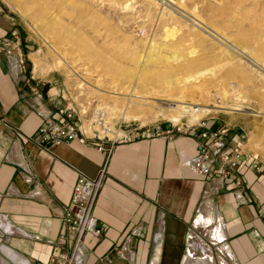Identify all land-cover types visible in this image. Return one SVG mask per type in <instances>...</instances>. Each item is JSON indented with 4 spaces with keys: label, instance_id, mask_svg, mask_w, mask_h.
<instances>
[{
    "label": "crops",
    "instance_id": "1",
    "mask_svg": "<svg viewBox=\"0 0 264 264\" xmlns=\"http://www.w3.org/2000/svg\"><path fill=\"white\" fill-rule=\"evenodd\" d=\"M15 24L0 7V42ZM33 72L12 67L0 52V264H47L69 254L66 209L75 181L100 171L90 229L71 264H182L185 252L187 264L185 230L203 216L221 224L229 264H264V181L253 169L224 179L192 173L187 161L199 138L181 132L116 143L40 142L39 126L68 99L55 80Z\"/></svg>",
    "mask_w": 264,
    "mask_h": 264
},
{
    "label": "rangeland",
    "instance_id": "2",
    "mask_svg": "<svg viewBox=\"0 0 264 264\" xmlns=\"http://www.w3.org/2000/svg\"><path fill=\"white\" fill-rule=\"evenodd\" d=\"M0 7L16 22L10 30L27 69L66 91L78 123L102 109L112 123L166 127L162 114L178 111L136 95L200 106L217 102L218 92L240 109L210 111L209 119L243 136L247 152L264 162V0H0ZM190 225L185 247L187 233L210 240ZM215 244L213 257L228 264ZM187 264L211 263L189 257Z\"/></svg>",
    "mask_w": 264,
    "mask_h": 264
},
{
    "label": "built area",
    "instance_id": "3",
    "mask_svg": "<svg viewBox=\"0 0 264 264\" xmlns=\"http://www.w3.org/2000/svg\"><path fill=\"white\" fill-rule=\"evenodd\" d=\"M0 52L8 58L12 67L17 65L29 68L27 57L21 53L19 35L10 30L0 42ZM15 56V57H14ZM33 70V68H32ZM162 104L172 111H182V115L176 121L165 119L169 123L166 127L159 124H138L133 126L118 121L112 123L108 113L102 109H96L89 123L85 125L80 121L71 103L57 109L54 118H45L38 129V141L49 143L78 142L84 143L87 137L97 140H106L113 143L128 141L130 136L135 138H172L174 132L192 134L198 136L199 140L194 146L195 154L187 161L189 170L198 175L207 176L214 174L224 179L232 170L242 167L253 169L264 181V162L258 158L257 153H249L244 147V138L230 131V127L221 122L211 121L208 112H202L198 104H188L165 100ZM102 145L97 146L102 151ZM103 171L96 177H90L82 173L77 176L71 199L66 209L69 222L68 233L73 236V247L69 254H63L60 258H51L47 264H71L80 260L82 237L90 229L92 209L97 200V194L102 185ZM241 183L240 179L235 185ZM218 219V218H217ZM99 234L98 230L94 231ZM65 233L58 236L61 243ZM188 241V233L187 239ZM217 246H214L215 249ZM186 249V247H185ZM218 250V249H216Z\"/></svg>",
    "mask_w": 264,
    "mask_h": 264
},
{
    "label": "bare ground",
    "instance_id": "4",
    "mask_svg": "<svg viewBox=\"0 0 264 264\" xmlns=\"http://www.w3.org/2000/svg\"><path fill=\"white\" fill-rule=\"evenodd\" d=\"M207 91L203 92L204 96L207 94ZM209 95L210 94H208V96ZM133 96L134 97L137 96V97H139V98H141L142 100H145V101H149L151 99H154V100H157V101H165L166 100V99L165 100L164 99H160V98H163V97H158V95L142 96V97L140 95L139 96L138 95H136V96L133 95ZM215 99H216L217 102H211L210 101L208 103L205 102L203 104H200L199 107L201 108V111L202 112H208V111H222V110H236V109H240L239 106H237V105L235 107H231V106H227L223 102H221L219 100L220 98H219L218 92L215 94ZM180 102H185V103L190 104V101L180 100L178 103H180ZM134 103H136V102H134ZM115 111H117V112L119 111L120 112V116L122 118L124 117L125 119H128V118L137 119V118H139V116H138L139 114L137 116H132V114L128 110H123L122 111L121 109H116ZM182 114H183L182 111L179 110L177 113H172V112L171 113H165V114L163 113L162 115L164 117L165 116L168 117L169 119H171L173 121H176V120H178L180 118V116ZM141 119H143V118L141 117ZM142 122H145V121L143 120ZM197 216L199 217L200 215H197ZM193 221H195V220H193ZM211 223H212V221L210 220V218H208V217L205 218V216L197 218L196 222L193 223L194 224L193 228L195 229V231L196 230L197 231L200 230V231H204V232L208 231V233H210L209 235L211 236V238H210V240H206V239L202 240V239L199 238V236L197 237V235H195V234L194 235L193 234L189 235L190 236L189 237L190 238L189 239V244H188L189 257L191 259H196V260L200 259V260H203V261L211 263V264H226V263H224V260H223L224 258L222 259V258L219 257L218 259H215L213 257L212 252H211L210 246L212 248V244H215L216 242H220V243L223 242V237H224L223 234H221V224H218V226H215V228H212V230H210L209 227H210ZM221 249H223L224 252H225V250H227V249H225V247H222ZM227 254H225V255L227 256ZM217 257H218V255H217ZM213 258H214V263H212Z\"/></svg>",
    "mask_w": 264,
    "mask_h": 264
}]
</instances>
